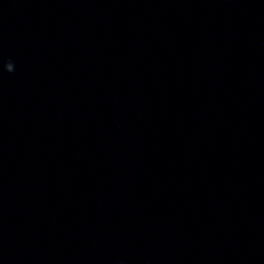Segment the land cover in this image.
<instances>
[{
    "label": "clouds",
    "instance_id": "obj_1",
    "mask_svg": "<svg viewBox=\"0 0 264 264\" xmlns=\"http://www.w3.org/2000/svg\"><path fill=\"white\" fill-rule=\"evenodd\" d=\"M15 63L11 60V58L7 59L6 61L0 60V75L4 72L8 74H14L16 72Z\"/></svg>",
    "mask_w": 264,
    "mask_h": 264
}]
</instances>
